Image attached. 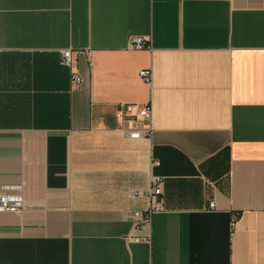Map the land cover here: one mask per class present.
I'll return each instance as SVG.
<instances>
[{
	"label": "crops",
	"instance_id": "1",
	"mask_svg": "<svg viewBox=\"0 0 264 264\" xmlns=\"http://www.w3.org/2000/svg\"><path fill=\"white\" fill-rule=\"evenodd\" d=\"M0 193V264H264V0H0Z\"/></svg>",
	"mask_w": 264,
	"mask_h": 264
},
{
	"label": "built area",
	"instance_id": "2",
	"mask_svg": "<svg viewBox=\"0 0 264 264\" xmlns=\"http://www.w3.org/2000/svg\"><path fill=\"white\" fill-rule=\"evenodd\" d=\"M131 47L133 49H150L151 44L149 39L144 37H135L132 39ZM62 63L73 68L74 66V52L71 49H65L62 51ZM140 76L148 83H152L153 74L151 69H142L139 72ZM71 80L75 87L80 86L83 79L78 70L72 69ZM122 120L124 123H129V126L125 127V131L130 138L150 139L154 132V109L152 102H148L140 107H136L133 104H122L120 106ZM158 161H155L157 164ZM163 177L156 175L151 179V184L146 195L150 198L160 197L163 193ZM24 205V198L21 194L14 193H0V212L1 211H20ZM210 207H216L215 201L210 202ZM163 210V207L159 204L153 203L150 207L143 212H135L134 217L140 223L142 228L147 229L151 225L152 215L154 212ZM234 225V223H232ZM140 239H147V237H141Z\"/></svg>",
	"mask_w": 264,
	"mask_h": 264
},
{
	"label": "trees",
	"instance_id": "3",
	"mask_svg": "<svg viewBox=\"0 0 264 264\" xmlns=\"http://www.w3.org/2000/svg\"><path fill=\"white\" fill-rule=\"evenodd\" d=\"M241 212H239V214H240Z\"/></svg>",
	"mask_w": 264,
	"mask_h": 264
}]
</instances>
